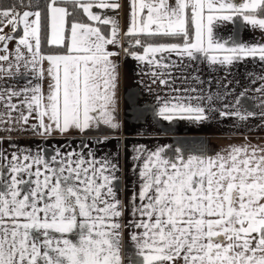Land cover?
Masks as SVG:
<instances>
[{"label": "snow or ice", "instance_id": "6c2138e0", "mask_svg": "<svg viewBox=\"0 0 264 264\" xmlns=\"http://www.w3.org/2000/svg\"><path fill=\"white\" fill-rule=\"evenodd\" d=\"M27 7L35 11L0 5V33L8 24L13 33L23 24L15 65H0V71L10 73L15 67L18 72L22 66L31 76L19 90L0 92L8 123L44 138L100 125L121 129L116 115L119 72L112 59L120 53L108 49L121 44L120 23L93 12L94 7L111 9L118 16L121 0H46L43 6ZM129 10L125 35L137 37L134 44L142 53L123 52L158 70L168 68L162 63L168 59L165 53L190 61L202 56L221 65L244 57L264 61V44L224 39L214 32L234 17L264 30V0H129ZM78 11L89 21L110 26V33L76 19ZM140 36L180 42H146ZM13 38L0 34L5 50ZM42 43L57 51L44 52ZM0 61L9 56L0 55ZM160 83L168 80L160 78ZM13 97H22L25 111L11 102ZM192 99L202 97L177 95L163 102L158 115L210 123L209 112L217 110ZM227 109L225 105L219 116L247 120L254 115ZM14 110L19 111L16 119L11 117ZM30 119L36 122L30 124ZM136 151L133 160L142 161L134 166L139 167L140 185L129 202L138 219L128 222H122L125 205L117 194L118 152L97 160L91 150L87 158L82 151L63 153L59 148L51 157L39 147L7 155L0 151V160L7 161L0 165V264H125L122 248L129 227L136 229L129 238L139 257H129V264H264V146L231 145L214 156L202 150L184 155L178 147L174 158L167 157L165 146Z\"/></svg>", "mask_w": 264, "mask_h": 264}, {"label": "crops", "instance_id": "0c3cea01", "mask_svg": "<svg viewBox=\"0 0 264 264\" xmlns=\"http://www.w3.org/2000/svg\"><path fill=\"white\" fill-rule=\"evenodd\" d=\"M121 3L123 8L118 16L111 9L93 8V12L102 18L115 17L120 23L121 44L109 45L108 49L120 53L118 57L112 59L117 63L119 72L116 115L117 121L122 125L121 129L115 130L107 125H100V127L93 126L83 133L70 131L67 135L55 134L48 138L33 136L30 131L23 132L18 125L8 123V109L5 102L0 101V120L4 121L0 123V137H4L3 141H0V151H4L7 155L16 151L17 148L31 149L35 152L39 147L46 149V155L51 157L59 148L63 153L82 151L87 158V153L91 150L97 160L103 157L111 159L118 152L121 171L117 174L121 177V183L117 194L125 205L122 222H128L138 219L137 216L132 215L134 205L129 202L133 192L139 191L140 185L139 167L134 169V166L141 165L142 161L133 160V157L137 155V149L154 151L159 146H165L167 157L174 158L178 147L182 149L184 155L200 154L202 150L207 155L214 156L216 153H223L231 145L251 143L264 146V120L261 119V113L264 112V108L261 107L264 92L259 91L264 88V79H262L264 61H260L258 56L244 57L231 65H221L211 64L202 56L195 61H190L187 58L181 59L174 53H165L168 59L162 63L168 64V68L158 70L154 65L137 61L132 56L124 54V48H130V51L138 53H142V48H135L123 42L125 39L135 40L137 37L125 35L130 23L129 0H121ZM83 16L84 19L80 21L92 23L93 26L100 27L102 32L110 33V26L89 21L86 14ZM21 27L20 24L15 33L11 24L3 28L5 33L9 32L14 36L16 47L18 39L22 36ZM214 32L217 37L224 39L231 37L245 43L264 44V30L253 29L242 17H234L233 21L218 25ZM4 43L0 42V55L5 50ZM42 45V50L46 53L57 51V49L48 48L46 43ZM21 50L23 51V48ZM227 54L219 53L218 55ZM4 55L10 56L9 61H0L4 69L8 68L9 63L15 65L16 52ZM159 55L157 54V59ZM45 67H47L46 63ZM153 72H158V75L154 76ZM22 73L26 78L22 77ZM30 78V74L22 66L18 72L15 67L10 73L0 71V92L8 88L19 90ZM160 78L168 80V83L161 84ZM48 82L47 79L44 80L45 89ZM174 89H181V91L176 92ZM241 93H244L243 97H240ZM177 95L186 98L202 97V99H192L191 102L217 110L209 112L212 117L211 122L201 124L178 117L169 121L160 117L158 112L163 102L171 101ZM209 96L212 97L211 100L207 99ZM237 97H240V104L236 103ZM20 99L22 97H13L11 102L16 103L20 111H25L26 109L20 106ZM225 105L228 106V111L239 110L243 115H247L248 112L254 115L247 120L234 116L220 117L219 111L224 110ZM18 116L19 111L11 112L13 119ZM35 122L34 119L29 121L30 124ZM104 137L109 139L102 143L96 142L97 139L103 140ZM6 164V160H0V165ZM139 203V200L135 202L137 205ZM133 231L136 229L131 227L124 230L122 255L125 257V264H129V257L133 260L139 259L135 256L136 249L129 238V233ZM69 238L77 237L75 234H69Z\"/></svg>", "mask_w": 264, "mask_h": 264}, {"label": "trees", "instance_id": "16d2710c", "mask_svg": "<svg viewBox=\"0 0 264 264\" xmlns=\"http://www.w3.org/2000/svg\"><path fill=\"white\" fill-rule=\"evenodd\" d=\"M45 2H46V0H0V5H4V6L16 5L17 10L22 13L24 10L35 11V7H31V8L27 7L30 4L35 5V4L39 3L41 6H43L45 4ZM75 18L78 20H83L84 16H83L82 12L78 11L76 13ZM140 39H142L146 42H153V41L176 42L177 41V40L162 38V37L150 38V37H144V36H142V38H140ZM48 48H51V47L48 46ZM53 50H56V49L53 48Z\"/></svg>", "mask_w": 264, "mask_h": 264}, {"label": "rangeland", "instance_id": "374dc122", "mask_svg": "<svg viewBox=\"0 0 264 264\" xmlns=\"http://www.w3.org/2000/svg\"><path fill=\"white\" fill-rule=\"evenodd\" d=\"M21 26H22L21 29H23V24L22 23H21ZM0 34H8V35H10L9 32H6L5 33L4 31H3V33H0ZM22 35H23V30H22ZM14 41H15L14 38L12 40H10V41H7V44L9 45V47L7 48L8 50H3V52L1 53V55L16 52V46H15L16 43ZM12 56H14V55H12ZM9 58H10V56H9Z\"/></svg>", "mask_w": 264, "mask_h": 264}, {"label": "built area", "instance_id": "2783aa9c", "mask_svg": "<svg viewBox=\"0 0 264 264\" xmlns=\"http://www.w3.org/2000/svg\"><path fill=\"white\" fill-rule=\"evenodd\" d=\"M134 41H135V40H133V39H125L123 42L126 43V44H129V45H131V46H133V47H135V48H138L139 46H136V45L134 44Z\"/></svg>", "mask_w": 264, "mask_h": 264}]
</instances>
